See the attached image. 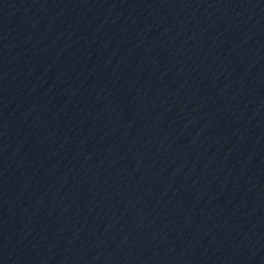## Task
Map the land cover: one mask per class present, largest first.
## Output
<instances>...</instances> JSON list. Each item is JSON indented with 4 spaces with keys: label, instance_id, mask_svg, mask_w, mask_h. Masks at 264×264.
<instances>
[{
    "label": "water",
    "instance_id": "water-1",
    "mask_svg": "<svg viewBox=\"0 0 264 264\" xmlns=\"http://www.w3.org/2000/svg\"><path fill=\"white\" fill-rule=\"evenodd\" d=\"M0 264H264V0H0Z\"/></svg>",
    "mask_w": 264,
    "mask_h": 264
}]
</instances>
